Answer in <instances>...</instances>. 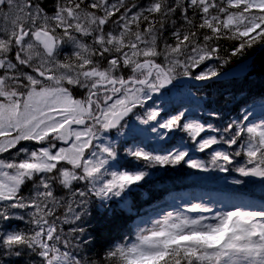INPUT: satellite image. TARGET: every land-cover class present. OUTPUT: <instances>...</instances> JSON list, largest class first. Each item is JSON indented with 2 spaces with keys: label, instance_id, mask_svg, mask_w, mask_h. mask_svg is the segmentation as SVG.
Masks as SVG:
<instances>
[{
  "label": "snow or ice",
  "instance_id": "1",
  "mask_svg": "<svg viewBox=\"0 0 264 264\" xmlns=\"http://www.w3.org/2000/svg\"><path fill=\"white\" fill-rule=\"evenodd\" d=\"M257 45L264 0H0V264H264V104L217 126L191 91ZM183 165L259 200L186 199L90 252L93 203L132 212L153 169Z\"/></svg>",
  "mask_w": 264,
  "mask_h": 264
},
{
  "label": "trees",
  "instance_id": "2",
  "mask_svg": "<svg viewBox=\"0 0 264 264\" xmlns=\"http://www.w3.org/2000/svg\"><path fill=\"white\" fill-rule=\"evenodd\" d=\"M135 2V1H134ZM49 9L52 8L53 0H45ZM191 15V13H189ZM219 43L228 48L233 44V41L221 40ZM250 66L247 69L246 77L240 82L228 81L226 83L227 95H236L243 92L246 97H264V48L259 45L248 49L243 57H233L228 65H225L222 70L229 67H238L244 61H250ZM246 62V61H245ZM215 91L221 96L217 90V82L211 85ZM222 89V88H220ZM242 101V100H241ZM238 105V103H237ZM180 171V170H179ZM178 168L166 175L161 173L157 178L148 180L141 184V192L147 193V198L141 196L140 192L134 193L132 196L134 207L132 212L121 209L118 206L119 198H115L111 202V207L114 211L109 215L105 213L100 215L95 210V205H92V216L88 220L87 227L89 232L96 237V244L90 252L101 250V245L110 241H122L124 236L134 235L135 224L140 217L153 215L152 212H145V209L154 211L160 207L162 202L166 200L167 187L164 186L167 181L175 180L179 174ZM153 186H163L160 189H154ZM165 203V202H164ZM16 223V222H14Z\"/></svg>",
  "mask_w": 264,
  "mask_h": 264
},
{
  "label": "rangeland",
  "instance_id": "3",
  "mask_svg": "<svg viewBox=\"0 0 264 264\" xmlns=\"http://www.w3.org/2000/svg\"><path fill=\"white\" fill-rule=\"evenodd\" d=\"M144 3H146V0H144ZM70 51V49H69ZM241 72V71H239ZM232 73V71H231ZM79 95V92L77 93ZM251 99H248L247 101H245V103H243L242 105L245 108L247 107L249 110H251L253 107H256L257 109H259V106L261 104H264V101H257L256 104L251 105ZM123 146V145H122ZM131 146V142L126 144L124 146V148L130 147ZM124 148L120 147V155L124 156ZM121 152H123V154H121ZM204 158V157H201ZM129 159V158H128ZM131 164V165H130ZM134 164V161L132 160L131 163L129 161L128 166L131 167ZM177 168H179L180 170V174L182 175V177L185 179H187L186 181H190V182H197L200 185H206V188H208L209 186H214V187H235L232 186L230 183H228V181L231 180L232 176L235 175V173L229 174V173H218V172H211V173H203L200 172L199 170H193V169H189L186 165L183 166H178ZM162 168H156L153 169V178L161 171ZM186 174H190L191 176H186ZM201 177H207V179H200ZM150 180V179H148ZM147 180V181H148ZM79 186V185H77ZM159 186H153V188H158ZM240 189H242L243 191H241L242 193H250L253 196H260L259 193V189H253L248 185H244V186H237ZM28 189H25V192H27ZM232 192H228L226 194H223V191L218 192L217 195L215 197H219V196H228V195H232ZM58 195H63V192H59ZM201 195H205L207 197H210V194H207L206 192H194L191 191V189H187L186 191H183L180 195L176 194V193H169V195H167V198L170 199L169 201V205L160 208L163 209V211H175V210H182L184 208L185 205V200L188 199L190 200V202H199L197 199H195V197H199ZM248 196V195H247ZM181 197H184L185 199H181ZM259 200V198L257 199ZM95 205V203H93ZM158 212V211H157ZM58 215L62 214V210H58L57 212ZM148 219H154V218H158V215L156 213V215L152 218L147 217ZM144 226V225H141ZM65 230H67L68 226H64Z\"/></svg>",
  "mask_w": 264,
  "mask_h": 264
}]
</instances>
